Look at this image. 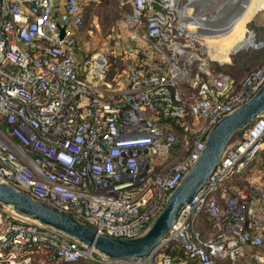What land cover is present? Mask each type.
<instances>
[{"label":"built area","instance_id":"1","mask_svg":"<svg viewBox=\"0 0 264 264\" xmlns=\"http://www.w3.org/2000/svg\"><path fill=\"white\" fill-rule=\"evenodd\" d=\"M96 1L0 0V181L99 233L134 238L198 162L217 122L262 87L264 63L235 82L219 66L238 51L228 61L212 55L193 0H118L131 4L125 33L109 59L82 66L78 34ZM254 41L242 50L264 47ZM111 60L124 68L109 77ZM258 171L264 112L230 139L149 256L111 258L0 202V264L38 255L64 264H264Z\"/></svg>","mask_w":264,"mask_h":264},{"label":"water","instance_id":"2","mask_svg":"<svg viewBox=\"0 0 264 264\" xmlns=\"http://www.w3.org/2000/svg\"><path fill=\"white\" fill-rule=\"evenodd\" d=\"M59 27L62 35H64L65 25L59 24ZM198 33L204 36L206 34L202 30H199ZM263 112L264 84L248 102L224 116L212 128L206 140L205 150L198 162L170 193L160 214L137 237L116 238L99 233L93 226L52 207L46 202L35 199L14 185L3 181H0V202L12 206L22 214L33 216L44 224L62 230L81 241L85 246H93L98 252L111 258H145L156 251L181 209L191 201L208 180L230 139Z\"/></svg>","mask_w":264,"mask_h":264},{"label":"rangeland","instance_id":"3","mask_svg":"<svg viewBox=\"0 0 264 264\" xmlns=\"http://www.w3.org/2000/svg\"><path fill=\"white\" fill-rule=\"evenodd\" d=\"M245 1L246 0H193V5L196 13L207 15V20L211 19V25L209 26L221 29L227 19L231 18L233 10L239 8L240 4H245ZM253 1L256 3L261 0H252V2ZM130 8L131 4L129 2L121 4L118 0H98L88 7L85 24L78 34V60L82 66H85L89 60L94 59L96 56L108 58V55L112 53L116 38L125 33L122 23L124 15ZM245 28H247V39L254 36L257 42H264V9L260 10L251 20L246 22ZM230 33L231 32L220 34L217 35V37L226 36ZM255 45L256 43L254 41L253 46ZM247 54L254 55L255 52L243 50L240 51L238 55L246 56ZM257 64L258 56H255L254 59L250 60L247 68H255ZM115 67H119V70L122 71L123 65L118 64V66L115 65ZM115 67L113 70H115ZM242 72H245V70L239 67V70L235 71V75L239 76ZM252 175L254 179L264 181V171L254 172ZM32 264L64 263L49 261L44 259L41 255H38Z\"/></svg>","mask_w":264,"mask_h":264},{"label":"bare ground","instance_id":"4","mask_svg":"<svg viewBox=\"0 0 264 264\" xmlns=\"http://www.w3.org/2000/svg\"><path fill=\"white\" fill-rule=\"evenodd\" d=\"M264 9V0L252 2V0H246L245 4H240L239 8L233 10L231 18L222 25L223 28H213L211 22L207 20L208 16L202 15L195 22L200 26L199 30L205 32V38L212 47L211 52L214 57L228 61L230 53L245 49L254 45V36L246 38L245 23L251 20L255 14ZM211 17V16H210ZM208 21V22H207ZM195 22L190 23L192 29L195 28ZM231 32L226 36H218L222 32ZM212 37V38H211Z\"/></svg>","mask_w":264,"mask_h":264},{"label":"trees","instance_id":"5","mask_svg":"<svg viewBox=\"0 0 264 264\" xmlns=\"http://www.w3.org/2000/svg\"><path fill=\"white\" fill-rule=\"evenodd\" d=\"M264 30V29H263ZM255 54L254 55H246L247 61L250 62V60L254 59L255 56H258V64L255 68L259 67L262 63H264V47L260 48V49H255L254 50ZM255 61V60H253ZM111 66H110V70H109V77H112L117 71L119 72V67H115L118 66V64H121V62L119 60H111ZM123 65V64H122ZM234 66V67H233ZM249 66V65H248ZM115 67V70H113V68ZM223 71H225L226 73H228L229 75H231L235 82H239L247 73H249L250 71H252L255 68H247V67H242L245 72H242L239 76L235 75V71L239 70V66L233 64V65H229V64H225L222 66H219ZM124 68V66H123ZM122 68V69H123ZM121 69V70H122ZM36 259V258H35ZM34 261V260H33ZM32 264V263H31ZM223 264H230L229 262H224Z\"/></svg>","mask_w":264,"mask_h":264},{"label":"crops","instance_id":"6","mask_svg":"<svg viewBox=\"0 0 264 264\" xmlns=\"http://www.w3.org/2000/svg\"><path fill=\"white\" fill-rule=\"evenodd\" d=\"M240 51H243V50H240ZM240 51H238L236 54L233 55L232 63H230V65L235 64V65L239 66L240 68L247 67L249 65V62L247 61V58L245 55H238L240 53ZM251 51H254V49Z\"/></svg>","mask_w":264,"mask_h":264}]
</instances>
